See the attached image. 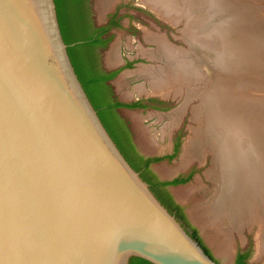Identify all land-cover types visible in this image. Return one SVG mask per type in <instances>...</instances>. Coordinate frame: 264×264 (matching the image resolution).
Listing matches in <instances>:
<instances>
[{"label": "water", "instance_id": "water-1", "mask_svg": "<svg viewBox=\"0 0 264 264\" xmlns=\"http://www.w3.org/2000/svg\"><path fill=\"white\" fill-rule=\"evenodd\" d=\"M67 47L55 0H0V264H224L125 158Z\"/></svg>", "mask_w": 264, "mask_h": 264}, {"label": "bare ground", "instance_id": "bare-ground-1", "mask_svg": "<svg viewBox=\"0 0 264 264\" xmlns=\"http://www.w3.org/2000/svg\"><path fill=\"white\" fill-rule=\"evenodd\" d=\"M100 1L104 9L113 0ZM143 1L162 16L160 8L172 7L167 0ZM174 1L177 15L188 19L181 31L197 45L177 47L165 35L147 31L145 38L155 42L156 48L141 51L162 63L158 67L142 65L126 73L149 78L153 90L164 95L177 94L186 85L190 99L191 86H196L200 102L192 115L203 122L192 129L182 158L202 161L209 151L212 162L206 175L217 185L210 200L198 207L201 211L197 210L196 217L210 229L223 252L231 250L234 230L257 225V255H264L263 11L256 0ZM115 45L107 51L111 63L121 60ZM202 48L212 53L210 77V69L204 65L208 62L198 57L202 55L198 50L206 54ZM183 110L184 105L174 124Z\"/></svg>", "mask_w": 264, "mask_h": 264}, {"label": "rangeland", "instance_id": "rangeland-1", "mask_svg": "<svg viewBox=\"0 0 264 264\" xmlns=\"http://www.w3.org/2000/svg\"><path fill=\"white\" fill-rule=\"evenodd\" d=\"M167 2L172 4V7H164L167 8L165 11L160 8L165 18L159 14L156 8H153L151 4L143 0H113L110 3V7L105 12L103 7L100 6V0H91L93 16L97 24L105 23L107 13L120 6L119 15H122V27H115L111 30L113 36L109 44L116 42L118 49L120 48L119 55L121 53L122 57L128 55L129 57L137 59L135 63L122 69L111 80L112 87L118 98L121 101H130L137 97H145L153 94L155 97L170 102L165 112H155L150 108H120L119 112L126 120L130 121L134 132V138L139 149L147 154L161 157L151 164L154 173L159 177L171 180L195 167L189 179L182 183L170 185L169 188L175 198L186 206L188 217L198 228L202 241L206 244L212 255L224 264H234L236 252L249 247L250 254L247 259V264H264V255L258 256V246L255 249L257 243L255 237L257 225L251 228L246 226V228L244 227L241 231L234 230L232 234L233 246L230 251L223 252L219 248L218 240L213 238L210 229L207 227L205 228L202 221L196 217V213L199 214L198 211H201V208L198 209V207L203 206V202L208 199L210 200V196L214 193V189L217 186L215 180L206 175V170L211 167L212 162L211 153L209 151L206 152L202 161L197 158H190L188 160L182 158V154L185 150V143L189 135H191L192 129L194 126H198V124L203 122L200 118L197 119L192 115L194 107L200 102L196 86L194 84L191 86L192 92L189 94H192L193 97L190 99H188L189 96H187L188 87L186 85H183V89L177 94L173 92L172 94L164 95L153 90L149 78L140 77L137 73H126L127 70H135L142 65L158 67L159 64L162 63L160 60L142 53L144 49L155 50L156 48L155 42L148 41L145 38V33L147 31L165 35L167 40L177 47L189 48L188 45H197L195 42L196 40L189 39L185 33L181 31L188 19L182 14H180L181 16L177 15L176 11H178V9L174 6V0H167ZM255 2L264 12V0H256ZM211 12L213 15V11ZM130 26L135 29L133 31L134 33L129 30L131 29ZM109 44L105 49H102V62L108 67H115L118 65H112L114 63H111L107 58L108 54L106 51L109 49ZM202 49L206 50L204 51L206 54H204L202 50H198V52L202 53V55L198 57L208 62V65H204L208 70L210 69V73L208 74L210 77L214 67L211 62L212 53L207 48ZM120 62L121 64L123 63L122 58ZM138 86L141 87L140 91ZM261 89L264 90V86H262ZM261 98L264 100V91L261 93ZM183 105L184 110L180 114L179 121L174 124L173 121L178 113L177 111L180 110ZM262 121H264V119ZM262 121L261 123L263 124L261 128H264V122ZM179 126L183 127L182 140L176 155L172 159H169L165 157V155L168 150L172 151L173 149V139L176 134V129ZM219 237L222 238L220 235Z\"/></svg>", "mask_w": 264, "mask_h": 264}, {"label": "trees", "instance_id": "trees-1", "mask_svg": "<svg viewBox=\"0 0 264 264\" xmlns=\"http://www.w3.org/2000/svg\"><path fill=\"white\" fill-rule=\"evenodd\" d=\"M57 17L60 30L64 41L68 44L67 50L78 75L80 82L83 85L91 103L97 110V113L106 127L107 131L124 154L128 162L137 170H141L142 177L147 180L159 199L175 213V215L190 225L183 210L178 207L173 201L169 200L160 188L161 184H173L184 182L188 178L177 176L171 180L158 182L153 179L148 170L147 163H142V157L135 155L127 140L129 130L125 125L124 120L117 113L116 107L138 106L140 102L126 103L116 99L112 89V85L108 82L117 74L118 69L111 72H106L102 66L101 54L102 49H105L112 34L106 36L108 31L115 26H119V19L114 15L106 24H97L94 20L91 0H55ZM131 63H127V66ZM122 134H119V130ZM124 136L127 138L124 140ZM177 149L179 144H177ZM154 159H159L154 158ZM175 209V210H174ZM185 223V224H186ZM191 235L198 240L204 250L211 256L210 250L204 246L202 238L198 235L197 229L192 227ZM250 254L249 250L238 251L234 264H247L246 258ZM214 258V257H213ZM215 259V258H214ZM129 264H153L152 262L140 258L133 257Z\"/></svg>", "mask_w": 264, "mask_h": 264}, {"label": "flooded vegetation", "instance_id": "flooded-vegetation-1", "mask_svg": "<svg viewBox=\"0 0 264 264\" xmlns=\"http://www.w3.org/2000/svg\"><path fill=\"white\" fill-rule=\"evenodd\" d=\"M120 7V6H119ZM119 7H117V8H115L114 10H112V11H110V12H108L107 13V19H106V21H105V23H102V24H106L109 20H110V18H111V16L112 15H114V17L116 18V19H119V23H120V25L119 26H115V27H122V15L120 14L119 15ZM115 27H112L109 31H108V33L106 34V36L107 35H109V34H111V30L113 29V28H115ZM130 28L131 29H129V30H131L132 32L135 30L133 27H131L130 26ZM134 33V32H133ZM122 59H123V63L122 64H120V65H118V66H115V67H108V66H106L103 62H102V66L105 68V70H106V72H111V71H115V70H119L118 72H120L122 69H124V68H127V67H129V66H127V63H131V64H133V63H135L136 61H137V59H135V58H131V57H129L128 55H124V57H122ZM101 60H102V58H101ZM117 72V73H118ZM114 78V76L111 78V79H109L108 80V82L112 85V82H111V80ZM112 89H113V87H112ZM113 92H114V94H115V97H116V99L117 100H119V101H121L119 98H118V96H117V94L115 93V91H114V89H113ZM122 102H126V103H131V102H140V104L138 105V106H124V105H121V106H118V107H116V111H117V113L121 116V118L124 120V122H125V125L127 126V128H128V130H129V139L127 140V142L129 143V146L131 147V149L133 150V152L135 153V155L137 156V157H139V158H141L142 160V163H146V161L149 159V162L147 163V166H148V170L151 172L150 174L151 175H153V179H155L156 181H158V182H164V181H167L168 179H165V178H161V177H159L156 173H154V171H153V168H152V166H151V164L153 163V162H155L156 160H158V159H154V158H161V157H159V156H155V155H151V154H147V153H145V152H143V151H141L140 149H139V147H138V145H137V143H136V141H135V138H134V132H133V130H132V127H131V123H130V121H128V120H126L125 119V117H123L121 114H120V112H119V109L120 108H140V109H147V108H152V109H156V110H166V108L169 106V104H170V102L168 101V100H165V99H161V98H158V97H155L153 94H151V95H149V96H145V97H137L136 99H132V100H130V101H122ZM183 127H178L177 129H176V134H175V137H174V139H173V145H172V151L171 152H169V153H166V155H165V157H167V158H169V159H172L175 155H176V153H177V151H178V149L176 148L177 147V144H179V146H180V142H181V140H182V134H183ZM122 132V130L120 129L119 130V134H122L121 133ZM126 137L124 136V140L126 141ZM141 156V157H140ZM194 169H195V167H193L192 169H190L189 171H187L186 173H183V174H180V175H178V176H180V177H184V178H190L191 177V175H192V172L194 171ZM142 170V169H141ZM140 170V171H141ZM177 177V176H176ZM175 178V177H174ZM179 183H182V182H179ZM174 184H176V183H173V184H161L160 185V188H161V190L163 191V193H164V195L169 199V200H171V201H173L175 204H177L178 205V207L179 208H181L182 210H183V212H184V214H185V216L187 217V219H188V221H189V223H190V225L189 224H187L186 222V226L188 227V229H189V231L192 233V227H194L195 229H197V233H198V235L200 236V233H199V231H198V228L196 227V225L190 220V218L188 217V213H187V211H186V206L181 202V201H179L178 199H176L175 198V196H174V194L172 193V191L170 190V188H169V186L170 185H174ZM175 210V209H174ZM201 237V236H200ZM203 244H204V246H206V244L203 242ZM207 247V246H206ZM246 250H249L250 251V248L249 247H247V248H245V249H241L240 251H246ZM239 251V250H238ZM238 251L236 252V255H235V259H236V256H237V253H238ZM211 253V252H210ZM211 255H212V253H211ZM213 256V255H212ZM214 257V256H213ZM248 257H249V255L247 256V258H246V261H247V259H248ZM217 261H219L216 257H214ZM219 262H221V261H219ZM234 262H235V260H234Z\"/></svg>", "mask_w": 264, "mask_h": 264}, {"label": "crops", "instance_id": "crops-1", "mask_svg": "<svg viewBox=\"0 0 264 264\" xmlns=\"http://www.w3.org/2000/svg\"><path fill=\"white\" fill-rule=\"evenodd\" d=\"M119 49H120V48H119ZM120 57L122 58V54H121V53H120ZM131 58H132V57H131ZM122 60H123V59H122ZM120 61H121V60H120ZM120 61H119V62H114V64H112V65H115V64L120 65V64H121ZM150 109L153 110V111H155V112H156V111H157V112H158V111H159V112H165V110H156V109H152V108H150ZM169 152H171V151L168 150L167 153H169Z\"/></svg>", "mask_w": 264, "mask_h": 264}]
</instances>
